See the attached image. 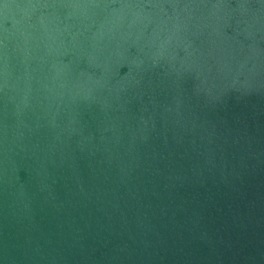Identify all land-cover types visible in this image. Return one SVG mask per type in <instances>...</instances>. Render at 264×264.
<instances>
[{
  "label": "water",
  "instance_id": "1",
  "mask_svg": "<svg viewBox=\"0 0 264 264\" xmlns=\"http://www.w3.org/2000/svg\"><path fill=\"white\" fill-rule=\"evenodd\" d=\"M0 264H264V0H0Z\"/></svg>",
  "mask_w": 264,
  "mask_h": 264
}]
</instances>
